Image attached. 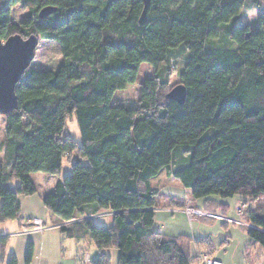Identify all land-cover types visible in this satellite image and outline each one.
<instances>
[{
    "label": "trees",
    "instance_id": "1",
    "mask_svg": "<svg viewBox=\"0 0 264 264\" xmlns=\"http://www.w3.org/2000/svg\"><path fill=\"white\" fill-rule=\"evenodd\" d=\"M16 5L26 10L18 23ZM246 5L259 12L254 30L236 25ZM45 6L56 10L39 18ZM143 7L142 0H0L1 40L35 34L61 54L56 70L31 62L15 86L17 107L2 115L0 223L19 218V195L37 192L31 173L58 174L66 158L71 172L42 203L50 224L77 218L59 230L97 249L91 264H110V249L118 264H201L211 256L206 240L196 239L192 254L186 238L154 227L155 209L185 206L152 183L163 170L206 205H221L212 195L244 198L246 233L264 248V0H149L140 24ZM178 45L189 55L173 81L170 49ZM142 62L153 76L136 105L112 102ZM179 83L182 104L167 98ZM73 114L81 144L64 134ZM105 211L108 226L85 218ZM32 255L30 244L27 262Z\"/></svg>",
    "mask_w": 264,
    "mask_h": 264
},
{
    "label": "crops",
    "instance_id": "2",
    "mask_svg": "<svg viewBox=\"0 0 264 264\" xmlns=\"http://www.w3.org/2000/svg\"><path fill=\"white\" fill-rule=\"evenodd\" d=\"M2 134H5V124ZM3 137L0 139V159L4 157ZM30 177L32 179L31 174ZM57 180L55 179L49 191L44 189L39 191L37 188V192L32 195H19V218L0 223V238L5 239L4 254L3 257L0 254V260L2 258L0 264H4L6 257H8L7 264H11V257L15 258V264H82L84 252L88 253L91 262L96 259L98 251L95 248V257L92 258L88 252V248L91 246L88 241L68 238L61 233L58 227L47 228L41 232L22 231L21 226L27 218L41 217L49 222L51 216L42 203V197L53 189ZM32 181L37 187L36 182L33 179ZM15 183L11 182L10 184L15 185ZM154 183L158 184L163 196L175 200L185 199L189 194L178 179L168 176L166 173ZM210 198L221 205H206L203 203V199H198L193 203L196 213L188 212L184 207L155 209L154 227L166 236L186 238L190 242L192 254L197 253L194 242L199 239L209 243L212 250L208 253L223 264H250L245 258L246 251L249 253L251 264H262L254 253L251 255V250L256 249L257 245L246 233L249 224L244 220L248 207L244 202L245 199L237 195L230 198L216 196ZM241 204H245V207L240 213L238 208ZM91 209L90 205L86 212H90ZM104 215H111L109 216L111 218L112 212L92 214L91 219L95 223V219ZM109 222L111 224L112 218ZM65 241L69 243L67 247ZM30 244L33 255L27 262L26 252ZM108 254L110 264H118V250L110 249Z\"/></svg>",
    "mask_w": 264,
    "mask_h": 264
},
{
    "label": "rangeland",
    "instance_id": "3",
    "mask_svg": "<svg viewBox=\"0 0 264 264\" xmlns=\"http://www.w3.org/2000/svg\"><path fill=\"white\" fill-rule=\"evenodd\" d=\"M26 10L21 8L19 5H16L12 8V19L14 22L18 23L22 16L25 14ZM259 15V12L253 8L252 6L246 5L245 8L241 10L239 20L237 22V26H241L244 24H249L251 29H256L257 24L254 22L256 17ZM260 15L264 16V11L261 12ZM189 55V50L185 48L183 45H178L175 48L170 49V62L172 66V80H176L175 71L179 70L184 62L186 61ZM61 60V54L58 45L54 41L43 40L39 38L38 46L35 50V57L32 61V65L35 67L43 68V69H53L56 70L59 66V62ZM153 76V68L148 62H142L140 64L136 81L134 83L127 84L124 89L115 91L112 102L123 103L128 107H133L136 105L137 97L140 90V85L149 77ZM176 85V84H175ZM173 85V86H175ZM4 119L2 115H0V139L4 135ZM64 134H68L74 141L78 144H81V136L76 120V116L73 114L71 117L67 118L64 128ZM71 172L70 164L67 162L66 158L62 160V167L58 174H50L45 172H33L31 173L32 179L36 182L37 188L39 191L43 189L49 191L51 189L55 179H63L66 175ZM165 171H161L157 176L152 178V183L156 182L161 176H164ZM46 186V187H43ZM49 187V188H48ZM215 196V195H212ZM111 215L100 216L95 219V223L101 226L110 225ZM60 232V231H59ZM66 247H67V241ZM254 253L255 257L259 258L261 263H264V248L257 246L256 249L251 250ZM88 252L91 257L94 258L96 249L93 245L88 248ZM87 253V252H86ZM8 257H6L4 264H7Z\"/></svg>",
    "mask_w": 264,
    "mask_h": 264
},
{
    "label": "water",
    "instance_id": "4",
    "mask_svg": "<svg viewBox=\"0 0 264 264\" xmlns=\"http://www.w3.org/2000/svg\"><path fill=\"white\" fill-rule=\"evenodd\" d=\"M144 7L139 16V23L145 21L146 9L149 0H142ZM56 10V7L45 6L38 12L39 18H43ZM39 43V37L30 34L23 38L19 34L0 39V115H5L17 107L15 86L23 72L29 67L35 57V50ZM186 89L179 83L173 86L167 93V98L182 104L185 101Z\"/></svg>",
    "mask_w": 264,
    "mask_h": 264
},
{
    "label": "built area",
    "instance_id": "5",
    "mask_svg": "<svg viewBox=\"0 0 264 264\" xmlns=\"http://www.w3.org/2000/svg\"><path fill=\"white\" fill-rule=\"evenodd\" d=\"M185 206L184 208L188 212H195L196 210L193 207L194 199L190 196L185 197ZM245 204H241L238 208V212H242L244 209ZM92 215H86L85 218H91ZM77 218H72L69 220H63L56 224H50L45 218L41 217H30L27 218L24 223L22 224L21 228L23 232H41L44 229L51 228V227H62V226H70ZM91 260L89 258L88 253H85L82 257V264H90ZM201 264H223L220 260L214 258L213 256L204 255Z\"/></svg>",
    "mask_w": 264,
    "mask_h": 264
}]
</instances>
